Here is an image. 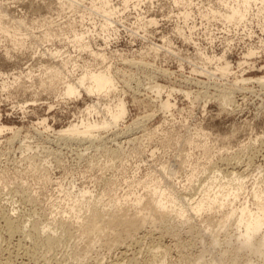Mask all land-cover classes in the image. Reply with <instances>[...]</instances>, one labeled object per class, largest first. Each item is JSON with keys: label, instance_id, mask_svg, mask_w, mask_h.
I'll use <instances>...</instances> for the list:
<instances>
[{"label": "rangeland", "instance_id": "rangeland-1", "mask_svg": "<svg viewBox=\"0 0 264 264\" xmlns=\"http://www.w3.org/2000/svg\"><path fill=\"white\" fill-rule=\"evenodd\" d=\"M111 2L120 12L113 17L106 43L102 17L90 16L83 7L80 10L87 15L82 20L81 13L60 9L59 0H0V8L7 11L0 20L3 25L23 18L38 36L46 29L44 21L52 28L73 22L75 29L91 31V48L108 57L104 63L94 60L67 39L54 38L38 47L33 38L18 35L14 41L0 31V123L7 127L0 133V204L21 225L28 220H37L41 227L49 224L58 239L57 247L47 250L36 237L3 233L0 220V264H129L134 257L147 264L154 258L165 259L166 264H194L202 251L200 261L207 264L211 239L205 236L202 244L187 233L189 226L195 231L204 226L199 220L172 218L164 224L167 230L147 224L121 249L94 239L89 251L77 231L67 237L59 222H74V211L86 215L87 201L104 209L116 203L132 205L152 186L149 174L163 184L158 171L162 168L177 193L193 201L199 200L214 175L225 186L235 185L230 180L234 173L246 181L235 205L249 199L253 182L264 188V13L250 12L245 23L236 25L201 18L205 0H192L187 7L172 0H131L126 7L122 0ZM185 8L192 11L186 20L180 14ZM44 47L68 51L81 65L111 64L117 90L108 96L83 93L76 98L59 91L36 92L28 85L40 73ZM249 50L255 53L247 56ZM222 54L231 73L209 75L216 63L206 62L204 56ZM29 71L33 79L28 78ZM167 93L174 103L170 110L161 108ZM117 96L126 103L124 120L102 131L103 140L99 136L86 148L88 144H63L55 138L54 130L69 123L100 119L105 105ZM97 100L99 113L86 114V107ZM188 135L194 137L192 145L181 140ZM192 167L197 176L190 181ZM44 173L50 181H44ZM81 191L88 193L81 197ZM228 229L221 231L212 253L224 247V237L234 226Z\"/></svg>", "mask_w": 264, "mask_h": 264}, {"label": "bare ground", "instance_id": "bare-ground-1", "mask_svg": "<svg viewBox=\"0 0 264 264\" xmlns=\"http://www.w3.org/2000/svg\"><path fill=\"white\" fill-rule=\"evenodd\" d=\"M85 1L59 0V7L60 9L68 8L72 12L81 13L80 18L82 20L87 15H84V10H88L90 16L97 15L102 17L100 23L101 30L104 32L102 38L107 43L110 37L109 29L113 28V17L120 12L119 9L113 5L111 0H89V2L87 1L89 7L85 9L83 6V2ZM122 1L126 7L131 0ZM205 1H207L206 9L200 10L199 15L206 20L214 18L220 19L225 23L237 25L242 24V22L245 23L250 12L256 11L257 14L264 13V0ZM172 3L187 7L192 3V0H172ZM82 7L84 8L83 11L80 10ZM180 14L186 20L191 17L192 11L185 8ZM6 15L7 11L0 8V20ZM11 19L8 25H3V22L0 21V31L6 36H10L14 41H17V36L21 35V39L27 40L33 38L39 47L44 42H49L54 38H57L59 41L67 39L72 43L74 49L88 51L94 60L98 58L102 61H100L101 63H104L108 59L104 52L95 51L91 48V31L88 29L79 31L75 29L73 22L67 23L65 28L60 25L52 28L44 21L43 26L46 27L45 31L35 36L28 30L27 22L23 18ZM150 22H154V19H150ZM10 28H12V31ZM22 31L24 33H20ZM152 49L157 51L159 47L158 49L157 47H152ZM254 53V51L249 50L246 55L251 56ZM40 55V73L34 78V82L28 85V87H34L36 92L37 90L55 93L59 91L60 95L64 97L76 98L83 93L96 97L108 96L111 92L117 90L116 73L113 72L111 64H101L99 62L101 65H98V63L95 66L93 64L81 65L68 51H63L57 47L55 49L44 47ZM204 57L206 62L214 61L216 65L212 73L209 74L208 69L205 70L206 67L204 70L200 69L202 72L209 75L219 74L220 76H228L231 73L232 66L225 57V54ZM77 71L79 72L76 73ZM27 76L33 79L30 71ZM240 79L241 81L246 80L243 77ZM261 81L263 82V79H260ZM21 85L20 87L24 89L27 86L26 84L25 87ZM154 87L155 92L158 94L160 87L158 85ZM186 95L188 96L189 94L186 93ZM169 96L170 93H167L166 98L161 101L162 109L170 110L174 106ZM222 100L227 104L228 98L225 95L222 97ZM99 103L98 100L92 101V104L88 105L85 109L86 114H91L92 112L99 113ZM125 104L124 100L120 96H117L112 104L105 105L100 119L89 120L82 118L79 123H69L64 128L54 130L55 138L63 144H88V146L86 145V148H88L93 145L95 139L100 136L102 131L115 128L124 120ZM44 122L45 119H42L40 123L43 124ZM5 129L7 127L0 123V133ZM101 140H103L102 136H100ZM181 140L188 145H192L194 137L188 135L185 139ZM192 170L188 178L190 181H193V178L197 176V173L194 171L196 169L192 167ZM158 171L161 176H164L162 179L163 184L159 185L156 178L154 181L153 175L149 174L148 177L153 182L152 186L149 187L146 194L136 197L132 205L124 207L120 203H116L113 208L104 209L87 201L85 204L86 215L82 217L80 210L73 212L76 224L74 222H66L65 219L59 222L63 232H65L66 236L69 235L67 237H70L71 234L73 235V230H75L74 233L77 231L79 238L86 242V251L91 249L94 239L100 243L105 242L111 248L116 247L121 249L122 245L129 238H132V236L135 239L138 238L136 235L147 224L161 229L172 218L181 217L187 222L199 220L201 223H204V226L196 229V231L194 226H189L187 233L197 238L198 242L202 244H204L205 236L211 239V247L207 251L208 254H211V257L207 264H264V188L262 186L253 182L249 199H245L239 205H235L236 203L234 204V202L237 199L239 201L240 194L245 189L246 181L241 175L234 173L230 180L235 181V185L232 186L229 183L228 186H225L221 183L220 178L214 175L207 181L199 200L193 201L190 200L191 197L187 199L184 194L177 193L176 188L170 184L164 168ZM42 176L44 177V181H50L45 173ZM210 190L213 191L212 194ZM85 193L88 192L81 191L80 196L85 197ZM176 205H179V207L176 208ZM4 209L5 206L0 204V220L3 222V233L6 232L10 237L25 233L30 237L38 238L47 250H53L57 247L58 239L52 235L54 232L51 231L52 228L49 224L44 223L41 227V223L37 220H28L26 224L21 225L22 221ZM70 209L73 211V206ZM231 225L234 226V229H231L229 234L225 235L224 247L218 253H212L214 252L213 247L218 244L221 231L227 232L229 230L228 227ZM162 229L167 230V227ZM46 231H49V233L41 237V233H45ZM204 254L205 251H202L194 261V264H206L200 261ZM128 263L147 264L146 261L140 262L135 257L129 259ZM149 264H166V260L154 258Z\"/></svg>", "mask_w": 264, "mask_h": 264}]
</instances>
